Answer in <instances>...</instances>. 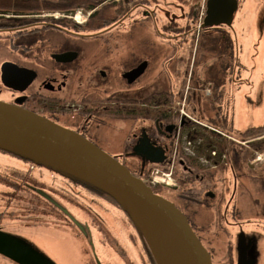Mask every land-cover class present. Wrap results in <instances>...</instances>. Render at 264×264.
<instances>
[{"label":"flooded vegetation","instance_id":"obj_1","mask_svg":"<svg viewBox=\"0 0 264 264\" xmlns=\"http://www.w3.org/2000/svg\"><path fill=\"white\" fill-rule=\"evenodd\" d=\"M177 1L187 7L186 23L181 25L174 16L166 21L159 35L170 47L155 52L148 46L119 47L118 35L111 30L121 20L122 23L134 21L135 25L149 18V12L136 18L141 4L149 0H80L79 8L74 10L70 6L63 17L45 12L6 15L10 22L3 20L0 31L9 32L10 50L23 62L11 63L33 71L34 77L21 90L33 75L29 78L28 74L15 75L13 82L19 86L15 89L3 84L0 69V101L43 116L104 151L122 150L117 159L145 181L150 177L152 165L170 170L177 183V199L163 195L162 190L156 193L174 202L187 216L212 262L218 253L214 243L223 231L224 264H264V134L248 140L246 131L234 128L228 113L222 110L232 86L240 91L248 82L243 76L246 66L239 54L238 61L231 63V56L224 48L222 54L211 49L207 52L212 55L211 63L204 66L202 76L199 70L195 73L185 68L202 31L214 37L228 35L235 39L234 21L232 27L202 28L201 3ZM244 1L238 0L237 10ZM77 11H81V23L74 20ZM165 57L161 75L164 73L177 82L149 93L135 90V84L147 70ZM29 61H34L36 67L26 64ZM182 64L185 66L180 67ZM141 67L144 68L141 74H131ZM195 87L204 93L195 95ZM198 97L203 100L201 110ZM254 129L263 130L264 124L249 130ZM185 141L192 151L184 145ZM68 180L67 188H74L75 192L71 191L74 198L81 199L80 193L85 196L90 193L103 200V195L84 183L70 184ZM27 186L40 188L53 197L45 188L28 183ZM39 196L67 219V235L80 243L82 264H98V260L110 264L99 248L105 244L124 264H135L128 250L132 252L131 247L136 246L141 264H156L133 223L127 222L129 232L124 234L119 223L103 221V214L108 215L109 209L67 206L66 213ZM69 198L67 205L74 200ZM180 204L192 207L193 217ZM204 209L212 218L198 225L195 219ZM6 218L2 215L0 223ZM0 231L22 239L32 250L52 260L26 237L1 225ZM96 233L102 236L101 241ZM0 264L19 263L0 254Z\"/></svg>","mask_w":264,"mask_h":264},{"label":"rangeland","instance_id":"obj_2","mask_svg":"<svg viewBox=\"0 0 264 264\" xmlns=\"http://www.w3.org/2000/svg\"><path fill=\"white\" fill-rule=\"evenodd\" d=\"M198 1L202 2V0ZM139 10L136 18L143 17L145 12H149L147 14L150 17L144 21H139V23L135 25L134 21L132 22L129 20L128 22V20H125L122 23L121 20L118 27L111 28V30L115 32V35L119 36L116 37L117 45L119 47L148 46L154 52L158 51L159 48L169 49L170 44H166V42L161 39L159 33L162 32L163 24L173 16L180 21L179 23L181 25L185 24L186 18L184 14L187 7L180 4L177 0H149V2L141 4ZM45 13L62 14L60 11H47ZM126 21L129 23L128 25ZM234 30L236 44L238 43L237 52L241 58V62L246 66V68L243 69V76L248 79V82L246 84L244 83L240 91L232 86L229 91L230 96L222 110L228 113L234 128L243 132L246 131L248 140L257 139L264 134V129H249L258 128L260 125L264 124V0H245L243 6L235 13ZM8 35L9 32L0 31V69L4 62L17 61L23 63L21 57L10 50ZM124 36H126V38H124ZM202 41L203 38H200V43L197 42L198 47L195 45L193 48L194 50L192 51L191 49L189 63H186V66L184 64L180 65V67L185 66L186 69H190V72L194 71L196 73L199 70L201 76L204 74V66L206 67L211 63L212 57V55L207 54L206 48L201 44ZM165 61L166 57L162 58L159 64L151 66L144 76L135 84L134 89L137 91L141 89V91L149 93L157 89H164L170 84H175L177 81L172 77L164 73L161 75V72L165 70ZM232 61L233 57L230 59V62ZM26 64L30 67H36L34 61H29ZM187 89L188 86H185L184 90ZM200 91L201 89L199 87L194 88L195 95H200L203 92ZM205 91L208 93L209 89L206 88ZM197 100L199 101L198 107L201 110L203 100L199 97ZM201 114L203 115V113ZM237 138L239 139L238 135L236 136V139ZM184 145L189 146L186 141ZM189 147L192 151V147ZM190 150L187 153H190ZM106 152L116 157L118 154L122 153V150H106ZM0 163H2V165H4L3 163H7L11 166H22V168L24 166L22 164L24 162H18L14 155L2 151H0ZM24 168L28 170V165H25ZM150 168L151 170L158 169L160 173L164 171L158 164L152 165ZM0 169H2L1 166ZM8 169L6 173L10 175L13 174V169ZM29 169L27 173L28 177H25L28 179L27 181L33 183L35 186L47 189V191L52 194L53 198L65 208H67V206L69 208L73 207V209L77 208V206L81 208L101 206L105 210L109 209V212H106L108 215H105V213L103 214V221L108 223H119L118 225L120 229H122V233L128 234L127 222H131L132 224V221L130 217L121 211L115 204L110 203L105 198L99 200L90 193H87L86 196L80 193L81 199H76L71 193V191L75 192L74 188H70L71 190L68 189L67 184L56 177L52 170H48L47 167L44 166L34 165H31ZM158 176L162 179L161 174H158ZM3 179L4 178L0 177V214L3 213L0 217L5 215L7 218L0 223V225L5 229L14 231L16 234L29 239L57 264H82V256L79 252L81 245L78 240L76 241L67 235V219L64 215L52 204L41 199L36 193L23 188L15 190L14 187H10L6 181H2ZM168 181L172 184L171 186L160 181L155 184H151L149 181L146 183L161 188V193L163 195L175 201L177 199V187L173 184H175L176 180L169 179ZM68 196L74 200L67 205ZM78 201L81 203L80 205ZM181 207L188 212L187 214L189 216L193 217L191 214L192 207L185 208L183 205H181ZM115 208L119 211H116ZM211 218L212 216L208 215V210L204 209L195 220L197 224L200 225L202 223H208ZM190 219L193 223V219ZM125 222L126 225L123 226ZM211 229H213V226ZM195 230L197 231V229ZM222 235L223 231H221L220 237H218L216 243H214L218 250L216 258L213 260L214 264H224V237ZM96 238L101 241L102 236L96 233ZM99 248L105 261H109L110 264H124L106 244L105 246L103 245V247L99 246ZM131 249L132 252L128 250L130 257L135 260V264H141L137 255L139 250L138 246L131 247Z\"/></svg>","mask_w":264,"mask_h":264},{"label":"water","instance_id":"obj_3","mask_svg":"<svg viewBox=\"0 0 264 264\" xmlns=\"http://www.w3.org/2000/svg\"><path fill=\"white\" fill-rule=\"evenodd\" d=\"M238 0H208L202 28L232 27ZM143 67L131 72L138 76ZM5 86L17 89L14 76L31 70L11 62L1 66ZM133 76V77H135ZM0 148L75 176L113 197L142 233L156 264H213L211 255L187 216L144 180L132 174L117 157L57 123L15 105L0 101ZM67 213V208L46 191L31 187ZM93 246V242L91 241ZM94 248V247H93ZM0 254L19 264H56L34 251L22 239L0 231ZM98 264L101 262L98 260Z\"/></svg>","mask_w":264,"mask_h":264},{"label":"trees","instance_id":"obj_4","mask_svg":"<svg viewBox=\"0 0 264 264\" xmlns=\"http://www.w3.org/2000/svg\"><path fill=\"white\" fill-rule=\"evenodd\" d=\"M79 5H80V0H0V24H4L3 20H6V22H8L9 19L6 18L5 16L10 15V14H12V15L42 14V13L47 12V11H50V12L60 11V12H64L67 14V9L70 6H72V8L75 10V9L79 8ZM200 37L201 38L203 37V41L201 44L206 48L207 52L211 49V52H213L215 50L216 52H219L222 54L223 49L226 48L227 53L231 57H233V61L231 63L237 62V58H236L237 44H236V40L234 39V37H232V36L229 37L228 35H226L225 37H222V36L221 37H218V36L214 37V36L208 35L207 33H204L203 31L201 32ZM219 41H221V43ZM220 47H221V49L218 50V48H220ZM216 52H214V53H216ZM0 151L5 152V153H10V154L14 155L15 157L22 159L24 162L29 163L28 164V170H26L24 168V166L22 168V166H11L7 163H3L4 165H2V163H0V166L3 169V170L0 169V177L4 178L2 181H6V183L10 187L11 186L14 187L15 190L23 188V189H28V190L33 192V190L31 188H29V186H27V183L32 184V185H33V183L28 182L27 181L28 179H26L25 177H28L27 173L30 170L29 168L31 167V165L41 166V167H43L44 165L40 162L34 161L33 159L21 156L19 154L10 152V151L5 150V149L0 148ZM8 168L13 169L12 170L13 174L10 175V174L6 173ZM50 168L52 169L54 175H56V177L63 180L66 184H67V178H69L68 182L70 184H72L74 181H75V183L82 182L90 190L99 192L101 195H103L104 198L111 201L113 204L118 206L121 209V211L126 213L123 210V208L120 206V204H118V202L113 197H111L109 194H107L103 190L99 189L98 187H96L90 183H87V182H85V181H83V180H81L75 176H72V175H70L64 171L54 169L52 167H50ZM31 175H32V173H31ZM148 175H149V173H147L144 178H147ZM175 176H176L177 180L180 181L179 176L177 174H175ZM161 190L162 189L159 187H154V192H160ZM190 194H192V193L190 192ZM188 197L191 199L190 195H188ZM130 220H131V218H130ZM132 223H133V221H132ZM134 227H136L139 234L142 236L145 244L149 248V246L146 243L142 233L140 232V230L137 228V226L135 224H134ZM150 252H151V250H150ZM151 255L153 257L152 252H151ZM153 260H155L154 257H153ZM154 262L156 263V261H154Z\"/></svg>","mask_w":264,"mask_h":264},{"label":"built area","instance_id":"obj_5","mask_svg":"<svg viewBox=\"0 0 264 264\" xmlns=\"http://www.w3.org/2000/svg\"><path fill=\"white\" fill-rule=\"evenodd\" d=\"M205 0H203V3H202V5H201V9H200V22L202 21V19H203V17H204V15H205ZM79 16V14L78 15H76V17H78ZM158 174H161V176H162V179H161V177H159L158 176ZM151 177H152V182L153 183H157V182H164L166 185H168V186H171L172 184L171 183H169V179H171V180H174V178H173V176H172V172L171 171H163V172H159V170L158 169H155V170H153V172H152V175H151ZM167 180V181H166ZM175 187L177 186V183H176V181H175V184H173Z\"/></svg>","mask_w":264,"mask_h":264}]
</instances>
